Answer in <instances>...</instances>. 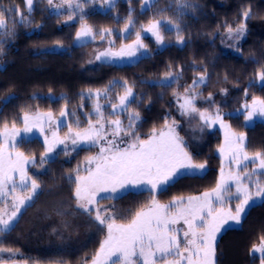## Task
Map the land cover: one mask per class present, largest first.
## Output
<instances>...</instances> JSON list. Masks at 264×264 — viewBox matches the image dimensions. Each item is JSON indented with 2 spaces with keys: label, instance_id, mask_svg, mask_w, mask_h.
Listing matches in <instances>:
<instances>
[{
  "label": "trees",
  "instance_id": "1",
  "mask_svg": "<svg viewBox=\"0 0 264 264\" xmlns=\"http://www.w3.org/2000/svg\"><path fill=\"white\" fill-rule=\"evenodd\" d=\"M53 2L61 5L62 0ZM182 2L153 0L151 6L142 11L141 0H116L115 7L106 11L87 9L83 19L73 17L69 20L66 5L57 14L49 9L47 0H34L29 15L25 0H0V10L18 7L31 21L9 23L8 28L14 27L15 33L0 37L3 40L0 44V127L4 123L20 125L21 116L27 111L50 110L55 113L64 104L77 101L82 90L103 88L113 80H122L133 87L136 94L137 103H133L130 109L139 112L141 119L137 129L141 138H145L170 118H181L174 93L183 96L184 88L191 85L194 78L205 74V83L195 89L202 94L196 99L195 106L209 113L217 107L221 113H229L224 120L233 131L245 135L247 152H264V120L247 125L242 113H233L252 97L264 98V81L257 78L258 73L264 72V0H187L193 7L181 11ZM130 8L135 24L129 33L121 35ZM247 9H251V16L245 19L242 13ZM12 19L18 20L19 17L12 15ZM155 20L166 21L169 25V28L161 26L164 37L161 45L157 44L155 37L141 32L142 26ZM81 23L90 26L95 33L112 29L113 35L103 41L97 35L93 41L71 45ZM241 24L245 25L244 39L237 49L225 51L220 35L229 26L234 29ZM176 25L181 29L179 33L175 30ZM136 32H141L146 47L143 49L145 53L134 62L118 65L90 61L97 46L117 48L133 39ZM178 35L183 37V43L176 42ZM110 40L114 41L113 45L109 44ZM52 44H58L62 49L47 50ZM205 69L206 73L203 72ZM169 72L180 74V79L170 86H161L160 79ZM48 94L57 97L51 100ZM209 94L214 103L207 101ZM88 108L84 107L85 110ZM197 124L184 128L182 123L179 130L186 133L188 151L193 154L194 161L206 163V170L202 175H186L165 191L155 194L159 203L168 202L174 196L211 189L218 180L221 160L215 148L221 136L217 128L203 126L201 130L199 117ZM17 148L29 157H38L43 151L37 138L20 141ZM93 148H77L68 151L67 155L63 151L57 152L44 166L37 163L40 170L35 173V178L40 190L20 213L15 223L17 228L2 234L1 248H16L21 258L32 257L46 263L84 264L96 254L102 242V230L95 225L98 221L95 217L92 220L91 213L82 211L94 224L72 212L70 206L75 187L73 180L69 179ZM152 198L149 191L128 190L115 199L100 198L97 203L114 218L118 217L117 223H127L135 211L146 206ZM40 212L55 215L54 224L49 221L51 227L46 231L47 238L54 242L48 241L45 247L40 245L41 240L35 237L31 228L25 233L26 223L22 225ZM64 216L75 223L67 224ZM261 236H264V201L260 200L248 207L239 223L227 225L221 231L215 242V264H257L259 257H254L251 249L260 242Z\"/></svg>",
  "mask_w": 264,
  "mask_h": 264
},
{
  "label": "snow or ice",
  "instance_id": "2",
  "mask_svg": "<svg viewBox=\"0 0 264 264\" xmlns=\"http://www.w3.org/2000/svg\"><path fill=\"white\" fill-rule=\"evenodd\" d=\"M34 0H25V6L30 15ZM88 0H62L61 5H54L53 0L47 3L54 8L57 14L62 6H67L70 12L69 20L76 12L84 18V3ZM94 2V0H92ZM130 2V0H129ZM153 0H143L142 11L145 7L151 6ZM109 7H115V0H105ZM193 7L187 0H183L179 9ZM132 9H129V16L124 25L121 35L129 33L135 21L132 18ZM5 13H8L6 16ZM12 15L19 19H12ZM247 19L251 16V9L242 13ZM30 19L20 12L19 8H8L0 10V37H7L15 33V28H8V24L30 23ZM163 21H155L148 24L146 28L141 27V32L151 33L158 45L164 43L161 35ZM171 30V29H169ZM175 30L181 31L179 25ZM228 35L240 37L244 34L245 25L241 24L233 29H227ZM141 32H136V39L132 44L122 46L119 51H112L111 47L96 55V60L106 62L123 57H134L140 49L146 46L142 43ZM99 35L103 41L107 36L113 35L112 29H102L94 33L87 24L81 25L75 39L77 42L86 41L88 38L95 40ZM178 42L183 43V37H177ZM3 40L0 39V44ZM110 45L114 41H109ZM206 73V69L203 70ZM260 81H264V72L258 73ZM180 74L173 75L171 72L161 81V86H170L178 82ZM206 75L201 74L194 78L192 84L184 88L183 96L175 94L179 104V111L182 116H198L203 126L219 124L225 129V143L218 151L227 160L229 171L227 174L223 167L220 169L219 178L210 192L200 195H192L187 198L174 197L168 204H161L155 199V194L165 191L170 185L184 176L202 175L206 170V163H195L193 154L188 151L186 141L180 137L175 129V121L153 131L142 139L138 134L137 125L141 119L139 112L130 111L133 103H137L133 87L124 82L120 86L124 89L123 95L117 96V102H109L111 112L109 116H126V123L117 119H106L103 107L99 99H108L111 88L118 81L110 82L108 88L103 92L96 90L94 93L89 90L86 94L89 98H96L93 106L95 122L91 115L87 121V127L81 130L79 120L75 121L78 130L73 131L71 124L66 125L63 119L66 116H75L65 106L60 111L62 119L54 120L51 112L31 114L25 112L22 117L24 124L23 133L28 134L38 130L44 136V152L39 162L44 164L55 151L58 145H63L65 154H68L70 141L72 149L87 145L89 148L99 146L96 156L87 158L89 167L85 168L86 175L77 173L75 176L74 196L78 206L85 212L93 211L92 205L96 204L97 197L104 193L102 198L115 199L120 192H126L129 188L143 189L153 194V198L146 208L135 211L127 223H117L113 215L102 216L100 213L108 211L97 209L95 220L100 225H106L107 238L100 244L95 256L91 258V264H215V242L217 234L229 223L239 222L247 208L256 200L264 201V182L254 179L257 173L264 175V152L257 151L249 156L245 135L237 134L230 130L225 123L224 116L229 113H221L217 107L214 112L201 111L195 106L196 99L202 94L196 92L197 86L204 84ZM247 95V92L245 93ZM85 94L81 93V98ZM183 101L180 103V101ZM208 102L212 101L209 94ZM142 102V101H141ZM244 118L246 123L255 117H264V98L252 97L251 104L243 105ZM51 131V139L46 132L45 125ZM67 127L64 138H60L57 130ZM17 137L23 139L21 130L13 123L11 129L7 123L3 125L0 132V196L16 193L19 188L27 192V196H13V211L4 219L0 216V231L11 227L21 207L33 199L40 185L35 179L29 176L26 165L35 164L36 157H27L23 152L16 151ZM256 165L249 171V164ZM94 164V167L91 165ZM234 166V167H233ZM18 176V182H17ZM69 179H72L70 176ZM236 201L234 210L231 207L225 209ZM114 209V206H111ZM183 222L184 228H177L176 225ZM182 232V237L180 233ZM0 251H3L0 249ZM254 253H260V264H264V236L260 237L259 246H253ZM84 264H88L87 261Z\"/></svg>",
  "mask_w": 264,
  "mask_h": 264
},
{
  "label": "rangeland",
  "instance_id": "3",
  "mask_svg": "<svg viewBox=\"0 0 264 264\" xmlns=\"http://www.w3.org/2000/svg\"><path fill=\"white\" fill-rule=\"evenodd\" d=\"M116 1V0H115ZM82 2H83V0H82ZM53 4L54 5H57L56 3H54L53 2ZM141 6H143V0H141ZM62 8V7H61ZM110 7L108 6V5H106L105 4V0H94V2H92V0H88V2H86V3H84V12L87 10V9H98V10H100V11H106L107 9H109ZM49 9H51L52 11H54V12H56L55 10H54V8L52 7V6H50L49 5ZM26 11H27V8H26ZM80 16H81V14L79 13V12H76L74 15H73V17L74 18H76V19H80ZM155 21H158V20H155ZM155 21H153V22H155ZM160 21V20H159ZM164 22H166V21H164ZM84 23H81V24H79L78 26H77V28H76V30H75V33H74V36H73V39H72V41H71V45H80V44H83V43H86V42H90V41H93L91 38H88L86 41H82V42H77L76 41V39H75V36H76V33H77V31H79L80 30V28H81V25H83ZM240 26V25H239ZM239 26H237V27H235L234 29H233V32H235V29L236 28H238ZM144 28H146L147 26H143ZM162 28H169V25H168V23L166 22V23H163L162 24ZM94 32V31H93ZM123 32V31H122ZM121 32V33H122ZM95 33V32H94ZM147 32H144L143 34H146ZM136 34V33H135ZM147 34H149V35H151V33H147ZM152 36V35H151ZM244 36H245V31H244V34L242 35V36H240V37H236L235 35H233V36H229L228 35V31L226 30L224 33H222L221 35H220V38H221V46H222V48L225 50V51H233V50H235V49H237V47H238V45L241 43V41L244 39ZM98 39H100V37L98 38ZM135 39H136V35H135V37L133 38V39H131V40H128V41H126V42H124V43H122L120 46H118L117 48H112L111 47V50L112 51H119V49L122 47V46H124V45H127V44H132L134 41H135ZM111 41V40H110ZM176 42H178V40H176ZM179 44H180V42H178ZM108 48H110V47H107V46H105V45H101V46H97L92 52V54H91V58H90V61L92 62V61H96V62H106V61H104V60H96V55L98 54V53H100V52H102V51H105L106 49H108ZM58 49H62V47L60 46V45H58V44H52L51 46H49V47H47V50H58ZM144 49V48H143ZM143 49H140L139 51H137V53H136V55L134 56V57H123V58H117V59H115V60H112V61H108V62H106V63H113V64H118V65H120V64H128V63H132V62H134L140 55H142V54H144L145 53V51H143ZM257 78H258V76H257ZM164 79L165 78H162V79H160V80H162V81H164ZM113 81H118V82H120V84H117V85H115V86H113L112 88H111V91L109 92V94H108V99H104L103 97H101L100 99H99V103L102 105V106H104L103 107V110H104V113H105V117H106V119H117V118H119V119H121V120H123L125 123L127 122L126 121V116H124V115H120L119 117H117V116H109L108 115V113L109 112H111V109H110V107H108V104H109V102H112V103H115V102H117V96L118 95H123V93H124V89L120 86L121 84H123L124 83V81H122V80H113ZM258 81H259V78H258ZM109 85H110V83L108 84V85H106L105 87H103V88H97V89H85V90H82V91H80L79 93H78V100L77 101H75V102H73V101H71L70 103H66V104H64V106L62 107V108H64L65 106L67 107V109H68V111L70 112V113H75V116H72V115H69V116H66V117H64L63 119L65 120V124L66 125H68V124H71L72 125V127H73V131H76V130H78L77 128H76V124H75V121L78 119L79 120V122H80V125H81V130L83 129V128H86L87 127V121H88V119H89V115L88 114H92L91 115V118H92V120H93V122H95V115H94V113H93V106H94V104L97 102L96 101V98L93 96L92 98H89L86 94L88 93V91L89 90H92V92L94 93L96 90H100L101 92H103V90L105 89V88H108L109 87ZM129 86V85H128ZM81 93H84L85 94V96H84V98H81ZM49 95V97L51 98V100L52 99H55L56 97L55 96H53V95H51V94H48ZM60 95H64V94H59L58 96H60ZM182 96V95H181ZM183 101L181 100L180 101V103H182ZM175 103H176V107H177V109H179V104H178V102H177V100L175 99ZM248 104H251V101H249V102H247ZM85 106H88L89 108L87 109V110H85L84 109V107ZM61 108V109H62ZM61 109L59 110V111H57V112H52V111H50V110H32V111H27L28 113H31V114H35V113H37V112H39V113H47V112H51L52 114H53V118H54V120H57V121H59L60 119H62L61 118V116H60V111H61ZM130 111H132L131 109H130ZM178 113H179V115L181 116V118H177V119H175V118H170L169 120H167L166 122L169 124V125H171L172 124V122L173 121H175V123H176V129H175V131H176V133L180 136V137H182L185 141H186V133L183 131H180L179 130V125H181L182 123H183V125H184V128H187V127H189V126H193V125H198L197 124V121H198V117L197 116H194V117H189V116H187V115H184V116H182L181 114H180V111L178 110ZM233 113L234 114H239V113H242L243 114V120H244V123L245 124H247V125H252L253 124V122H255V121H260V120H264V117H259V116H257V117H255L252 121H250V122H247L246 123V121H245V118H244V109H243V106L239 109V110H235V111H233ZM24 114V113H23ZM23 114H22V116H21V124L20 125H15V127L17 128V129H20L21 130V134H22V137H23V139L21 140V137H17V141L18 142H20V141H23V140H28V139H31V138H37V139H39L40 141H41V143H42V146H43V151L40 153V155L38 156V157H36V163L35 164H32L33 166H30L31 164H28V165H26V170L28 171V174H29V176H31L32 177V179H35L36 180V178H35V173L37 172V171H39L40 170V167H38V166H36L37 165V163H40L39 162V158H40V156H41V154L44 152V136L43 135H41L40 133H39V131L38 130H33V132H31V133H28V134H24L23 133V128H24V124H23V121H22V117H23ZM225 123L227 124V125H229L228 124V122L227 121H225ZM9 126V129H11V127H12V125H8ZM164 126V125H163ZM162 126V127H163ZM161 127V128H162ZM208 127H210V128H217V130H218V132H219V134H220V136H221V138H220V143L218 144V146L215 148V153L219 156V158H220V160H221V165H220V168H219V171H218V178H219V175H220V169H221V167H223L224 168V170H225V173L227 174V172L229 171V164L227 163V160H225L222 156H221V154H220V152L218 151V149L221 147V146H223L224 145V143H225V129H223V128H221L220 127V125L219 124H215V125H212V126H208ZM161 128H158L157 130H159V129H161ZM183 128V129H184ZM45 129H46V132H47V134H48V136H49V139H51V131L53 130V129H50L49 128V126L46 124L45 125ZM67 127L65 126V127H61V128H59L58 130H57V134H58V136L60 137V138H64V136H65V134H66V132H67ZM230 130L231 131H233L232 129H231V127H230ZM3 131V127H0V132H2ZM153 131V130H152ZM151 131V132H152ZM150 132V133H151ZM181 132V133H180ZM233 132H236V131H233ZM149 133V134H150ZM237 134H239L240 132H236ZM139 134V133H138ZM148 134V135H149ZM140 137H142L141 135H140ZM145 138H147V137H145ZM145 138H142V139H145ZM3 141H2V139H0V143H2ZM68 144H69V148H68V151H70V150H73L72 149V146H71V143H70V141L68 142ZM81 147H88L87 145H82V146H78V147H76V149L77 148H81ZM16 151H20V149H18V148H16L15 149ZM61 151H63V152H65V150H64V146L63 145H58L57 147H56V149H55V151L51 154V156H50V158L49 159H51L52 157H54L56 154H57V152H61ZM21 152V151H20ZM98 152H99V146H95L94 148H93V150L89 153V154H87L83 159H82V161L79 163V165H78V167H77V170L72 174V180H73V183H74V187H75V176L77 175V173H79L80 175H86L87 173H86V171H85V168H87V167H89V165L87 164V158L88 157H90V156H96L97 154H98ZM248 154H249V156H253L255 153H249L248 152ZM26 156V155H25ZM27 157H29V156H27ZM33 157V156H32ZM29 158H31V157H29ZM48 159V160H49ZM195 162V161H194ZM195 163H199V162H195ZM41 164V163H40ZM42 165V164H41ZM43 166H44V164H43ZM91 167H94V164L93 165H91ZM234 167V166H233ZM256 167V165H254V164H249V166H248V168H249V171H251L253 168H255ZM205 172V171H204ZM254 179H260L262 182H264V175H261L260 173H257V176L256 177H254ZM17 182H18V176H17ZM215 187V186H214ZM213 187V188H214ZM38 190H40V188H38L37 189V191H36V193L38 192ZM128 190H132V191H139V190H143V189H139V190H137V189H133V188H129ZM127 190V191H128ZM212 190V188L211 189H205V190H203V191H201V192H198L197 194H192V195H200V194H202V193H204V192H210ZM123 193V191L122 192H120L117 196H119L120 194H122ZM27 195H29V193H27V192H22L19 188L17 189V191H16V193H11L10 192V186H9V194L8 195H4V196H0V216H2L4 219H7V217L11 214V212L13 211V196H27ZM106 194H104V193H101L98 197H97V202H98V199H100V198H102V197H104ZM192 195H186V196H174V197H184V198H187L188 196H192ZM34 196H36V194L34 195ZM33 196V197H34ZM116 196V197H117ZM174 197H172V199L174 198ZM102 199H104V198H102ZM156 199V198H155ZM171 199V200H172ZM157 200V199H156ZM170 200V201H171ZM170 201H168V202H164V203H161V204H168ZM260 200H256L254 203H256V202H259ZM31 201H29V202H27L24 206H22L21 207V210L22 209H24L26 206H28V204L30 203ZM96 202V204H94V205H92L91 207L93 208V211L91 212V215L90 216H92V217H95V215H96V210L97 209H101L100 207H99V205H98V203ZM235 203H236V201H233L230 205H225V209L227 210V208L228 207H231L233 210H234V207H235ZM254 203H252V204H254ZM149 204V203H148ZM147 204V205H148ZM251 204V205H252ZM106 205V204H105ZM147 205L146 206H144L143 208H146L147 207ZM77 208V207H76ZM78 209V208H77ZM248 209V208H247ZM81 210H83V209H81ZM22 212V211H21ZM20 212V213H21ZM19 213V214H20ZM19 214H17V216H16V218L14 219V221H16V219H17V217L19 216ZM100 214H102V216H105V215H110V212L109 211H103V212H101ZM245 214V213H244ZM243 214V215H244ZM243 215H242V217H243ZM242 219V218H241ZM13 221V222H14ZM64 221H66V223L67 224H74L75 223V221L73 220V219H71L70 217H66V216H64ZM12 222V223H13ZM88 223V222H87ZM237 223H239V222H235V221H229V223L227 224V225H229V224H237ZM104 227H103V229H104V232H103V230H102V228H101V226H99L100 228H101V230H102V242H103V240H105L106 238H107V227H106V225H103ZM176 227L179 229V228H184L185 226L183 225V222L181 221L179 224H177L176 225ZM225 228V227H224ZM223 228V229H224ZM222 229V230H223ZM221 230V231H222ZM5 231H9V229H7V230H4V231H0V238H2L3 237V233L5 232ZM221 233V232H220ZM220 233H218L217 234V238H218V236H219V234ZM3 234V235H2ZM180 236L182 237V232L180 233ZM217 240V239H216ZM259 244H260V242H258V243H256L254 246H259ZM0 249H2L3 251H0V264H49V263H46V262H43V261H40V262H34V263H31V262H24V261H17V260H12V259H10V260H8V261H6L7 260V257H8V251L7 250H5L4 248H1L0 247ZM252 249H253V247H252ZM252 249H251V253H253L254 254V257H259V260H258V263L257 264H260V256H261V254L260 253H254L253 251H252ZM14 253H16L17 255H20L21 253L19 252V251H14ZM15 257V256H14Z\"/></svg>",
  "mask_w": 264,
  "mask_h": 264
},
{
  "label": "crops",
  "instance_id": "4",
  "mask_svg": "<svg viewBox=\"0 0 264 264\" xmlns=\"http://www.w3.org/2000/svg\"><path fill=\"white\" fill-rule=\"evenodd\" d=\"M75 189V188H74ZM37 194V193H36ZM35 197V196H34ZM34 197H33V199H34ZM73 197H74V199H73V204L70 206V208H71V210H72V212L75 214V215H80V216H82V217H84L85 219H87L89 222H90V220H89V218L85 215V214H83L82 213V211H84V210H81V208L78 206V201L76 200V198H75V196H74V191H73ZM33 199L31 200V202L30 203H32V201H33ZM29 203V204H30ZM28 204V205H29ZM78 209H77V208ZM25 209V208H24ZM24 209H22V210H20V212L22 211L23 212V210ZM20 212H18V214L20 213ZM44 212V211H43ZM43 212H40V213H38L37 215H34L33 217H31L30 219H28V220H26V221H24L23 223H22V225L24 224V223H26V232L25 233H28L29 231H30V228H31V230H33L34 232H35V237H39V239L41 240V243L42 244H40V245H42L43 247H45L46 245H47V243H48V241H51L50 243H53L54 242V240L51 238V240H49L48 238H47V232L46 231H48V228H50L51 227V225L50 224H48V222L50 221V223H52L54 220H53V217H55V215L53 214V213H50L49 212V214L47 215V214H44ZM20 215V214H19ZM19 218V216L17 217V219ZM17 219H16V221H17ZM92 220H93V217H92ZM16 221H14L12 224H11V227L9 228V230H11L12 228H14L13 230H15V228H17V226H15V223H16ZM28 221V222H27ZM91 224L93 223V222H90ZM52 224H54V223H52ZM94 224V223H93ZM95 225H98V227L99 226H101V228H102V230H103V232H104V229H103V225H100L99 224V222H97ZM94 225V226H95ZM229 225H235V224H229ZM227 226V225H226ZM225 226V227H226ZM21 228V227H20ZM52 228H53V226H52ZM7 230V229H6ZM17 232V231H16ZM25 233H22V235H24ZM41 233H43V234H41ZM20 233H18V235H19ZM104 241V240H103ZM102 243V242H101ZM35 245V244H34ZM33 245V246H34ZM40 245H39V247H40ZM2 248H4L5 250H7L8 251V257H7V260L6 261H8V260H10V259H12V260H17V261H24V262H31V263H34V262H40L39 260H36V259H33L32 257H30V258H26V257H24V258H21V255H17L16 253H14V251H18L16 248H10V247H2ZM15 256V257H14ZM95 256V255H94ZM93 256H91V258H92ZM49 264H62V263H57V262H51V263H49ZM88 264H91V259L88 261Z\"/></svg>",
  "mask_w": 264,
  "mask_h": 264
}]
</instances>
